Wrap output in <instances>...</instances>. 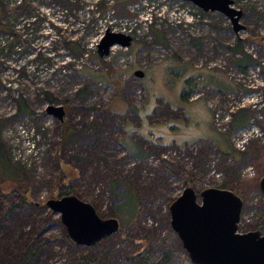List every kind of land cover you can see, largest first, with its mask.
Wrapping results in <instances>:
<instances>
[{
    "label": "rangeland",
    "instance_id": "1",
    "mask_svg": "<svg viewBox=\"0 0 264 264\" xmlns=\"http://www.w3.org/2000/svg\"><path fill=\"white\" fill-rule=\"evenodd\" d=\"M73 1L0 0L1 132L10 165L34 183L32 205L8 213L0 200V264H17L31 244L37 250L27 264L93 258L94 264H124L144 245L151 253L169 248L176 254L169 264H183L180 253L187 252L169 207L187 186L200 203L206 188L234 191L243 200L238 231L254 230L264 216V0H233L246 27L239 33L224 14L186 0ZM107 30L131 36L132 44L101 56L98 44ZM72 37L86 53L77 56L67 47ZM238 41L252 57L245 69L236 63ZM194 75L193 98L207 108L203 118H194L201 119L198 131L178 114L186 106L182 86ZM22 98L29 110L24 114L18 113ZM49 105L65 108L63 120L47 113ZM166 105L177 113L168 114ZM239 109L250 119L237 129L232 114ZM178 115L187 120L176 123ZM66 122L75 129L73 138L64 139ZM244 130L252 137L240 150L233 140ZM214 131L227 136L234 154L209 138ZM66 169L75 177L74 195L105 219L114 216L124 184L139 192L140 210L128 232L121 222L118 232L100 241L99 252L93 245H68L61 214L47 206L60 198L57 185L71 178Z\"/></svg>",
    "mask_w": 264,
    "mask_h": 264
},
{
    "label": "water",
    "instance_id": "2",
    "mask_svg": "<svg viewBox=\"0 0 264 264\" xmlns=\"http://www.w3.org/2000/svg\"><path fill=\"white\" fill-rule=\"evenodd\" d=\"M204 11H217L228 17L236 33L245 29L243 11L233 0H186ZM131 36L107 30L98 44L101 56L115 45L130 46ZM139 77L144 72H136ZM48 114L63 120V106L49 105ZM264 193V175L260 179ZM198 193L187 186L169 207L171 225L178 234L187 255L195 264H264V231L239 232L243 209L242 198L232 190L210 187ZM264 204V201H263ZM47 206L61 214L69 238L77 245L92 246L120 230L117 217L102 218L95 207L74 194L49 199Z\"/></svg>",
    "mask_w": 264,
    "mask_h": 264
},
{
    "label": "trees",
    "instance_id": "3",
    "mask_svg": "<svg viewBox=\"0 0 264 264\" xmlns=\"http://www.w3.org/2000/svg\"><path fill=\"white\" fill-rule=\"evenodd\" d=\"M121 1L122 4H125L128 2L127 0H118ZM61 3H69L71 5L74 4L73 0H60ZM106 4V0H99L98 4L101 6L102 4ZM22 4V2L19 3V5ZM77 4V3H75ZM103 8V7H102ZM105 9L107 10V7L105 6ZM3 23L1 21L0 16V28H3ZM5 28V27H4ZM56 29V28H55ZM60 28L57 27V31H59ZM8 31V29H7ZM15 34V33H12ZM16 35V34H15ZM66 45L68 48L73 50L76 55H83L86 53V48L80 44L78 39H75L74 37L70 38ZM233 50L237 51L239 53L240 57L236 60V63L238 66L245 69V67L248 65V63L251 62V55L244 51V47H242L240 41L233 46ZM93 77L96 78L98 81H102L103 77L98 74L92 73ZM187 86L182 92V99L183 100H189L192 95L197 92V89L194 88V84L192 79L187 82ZM21 104L20 108L18 110V113H26L29 111L27 107L25 106V103L23 101V98L20 99ZM250 117L248 114H246L245 109H239L238 111L234 112L232 114V126L234 128L240 129L245 126H247V123L249 121ZM63 127V133H64V139L67 138H73L72 134H74L75 129L69 125L67 122L62 124ZM1 126H0V200L5 202V204L8 207V213L16 210L18 207H21L22 204L26 205H32L33 204V181L29 178L30 175H27L25 171L18 168L17 171H20V175L17 174L16 169L13 168L12 165H10L11 159L9 156V148L5 142V140L2 137L1 132ZM213 142L215 144H218L221 146V151L225 154H234L233 147L231 143L229 142L227 136L220 133V137L217 139L214 138ZM11 166V167H10ZM10 167V169H9ZM65 170V172L68 174L67 176L71 177L68 181H64V183L57 185V189L55 192H57L58 197H63L65 195H70L76 193V188L71 184L73 183V179L75 177L73 175H70V171ZM118 182V181H117ZM115 182L114 184H116ZM3 183H8L7 185H3ZM125 188L121 191H119L120 195H122V201L117 206L116 211L114 212V217L117 216V218L121 222H124L125 225H127V229L125 230V233L128 232L129 226L135 221L139 210H140V197L139 192L132 188V186L129 183L124 184ZM6 188V189H5ZM14 195L15 199L12 201H9V198ZM76 195V194H75ZM78 195H81L79 193ZM20 202V203H19ZM122 225V224H121ZM46 224L43 223L41 226V231L45 230ZM122 228V227H120ZM258 231H264V216L260 219V221L255 225V229ZM251 231V230H250ZM110 238L107 237V239ZM124 238H127L125 236ZM63 240L70 246L79 247L80 245L75 244L68 236V233L66 232ZM134 242H137L134 240ZM100 241L93 245L95 249H100ZM37 248L34 245H29L28 247L22 249V256L18 261L17 264H27V262L33 257V253H35ZM176 256V254L170 250L169 248L165 249L164 251H160L158 253H151L148 250V246L144 245L141 247L138 251H135L134 253H130L126 258L124 264H135L134 260H139L138 264H169L173 260V258ZM180 256L182 258L183 264H195L191 261L189 256L186 253H180ZM96 258L85 260V264H94Z\"/></svg>",
    "mask_w": 264,
    "mask_h": 264
},
{
    "label": "crops",
    "instance_id": "4",
    "mask_svg": "<svg viewBox=\"0 0 264 264\" xmlns=\"http://www.w3.org/2000/svg\"><path fill=\"white\" fill-rule=\"evenodd\" d=\"M183 69H184V68H183ZM186 77H188V76H186ZM197 77H198V75H194V76H192V77H189V78L186 79V80H187V82H188L189 80H191V79H192V81H194ZM211 79H213L212 76L210 77V80H211ZM211 82H212V80H211ZM208 83H210V81H209ZM187 84H188V83H186L184 86H182L181 97H182V92H183L184 89L186 88ZM210 84H211V83H210ZM195 93H196V92H195ZM195 93H194V94H195ZM194 94L192 95V97H191L189 100H186V101L184 100V101L186 102V106H185L183 109H181L180 112H178V114L183 113V114H185V116L187 115V116H188V121H189L188 123H190V122L192 121V122H194V123L196 124V128L193 129V131H198V130L200 129L199 121H200L201 119H197V120H195L194 118H197V116H200V117L203 118V116H204V111H205V109L207 110V108H205V105H204V102L202 101V99H199V97H198L197 99H194V98H193ZM166 106H167V107H164V108H162V109L166 110L168 114H170V113H172V112L174 111V110H171L170 107H169L168 105H166ZM150 109H152V107H151ZM155 109H158V108H157V106H156V104H155V102H154L153 113H152V114L155 113V112H154ZM159 109H161V108H159ZM187 111H188V112H187ZM174 112L177 113V111H174ZM186 113H188V114H186ZM152 114H151V115H152ZM178 117L181 118L182 121H180L179 118H176V121H175L176 123L180 122L181 124H183L184 121L187 120V118L183 120V118L180 117L179 115H178ZM178 120H179V121H178ZM208 120H209V124H211V119L209 118ZM166 130H167V128H166ZM186 131H187V132H193L192 130L189 131V129H186ZM214 132H215V133H213V135H211V137H209L211 140H214V138L217 139V137H220V133H219V132H216V131H214Z\"/></svg>",
    "mask_w": 264,
    "mask_h": 264
},
{
    "label": "built area",
    "instance_id": "5",
    "mask_svg": "<svg viewBox=\"0 0 264 264\" xmlns=\"http://www.w3.org/2000/svg\"><path fill=\"white\" fill-rule=\"evenodd\" d=\"M20 1L21 0H19V3H20ZM185 10L188 13L189 8L185 7ZM186 16H188V14H186ZM238 134H239V136L235 140H233V143L238 149L245 150L247 148L249 140L252 137L251 130L250 131L244 130V131L239 132Z\"/></svg>",
    "mask_w": 264,
    "mask_h": 264
},
{
    "label": "flooded vegetation",
    "instance_id": "6",
    "mask_svg": "<svg viewBox=\"0 0 264 264\" xmlns=\"http://www.w3.org/2000/svg\"><path fill=\"white\" fill-rule=\"evenodd\" d=\"M137 71H135V73H136Z\"/></svg>",
    "mask_w": 264,
    "mask_h": 264
}]
</instances>
